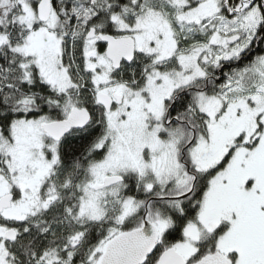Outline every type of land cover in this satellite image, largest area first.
<instances>
[{
    "label": "snow or ice",
    "instance_id": "obj_1",
    "mask_svg": "<svg viewBox=\"0 0 264 264\" xmlns=\"http://www.w3.org/2000/svg\"><path fill=\"white\" fill-rule=\"evenodd\" d=\"M0 264H264V0H0Z\"/></svg>",
    "mask_w": 264,
    "mask_h": 264
}]
</instances>
